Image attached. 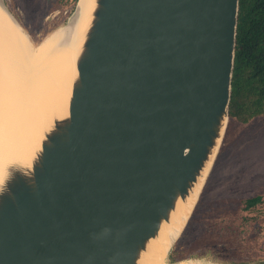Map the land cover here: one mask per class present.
<instances>
[{
  "label": "water",
  "instance_id": "obj_1",
  "mask_svg": "<svg viewBox=\"0 0 264 264\" xmlns=\"http://www.w3.org/2000/svg\"><path fill=\"white\" fill-rule=\"evenodd\" d=\"M86 2L67 100L5 147L0 264H140L222 143L239 0Z\"/></svg>",
  "mask_w": 264,
  "mask_h": 264
},
{
  "label": "rangeland",
  "instance_id": "obj_2",
  "mask_svg": "<svg viewBox=\"0 0 264 264\" xmlns=\"http://www.w3.org/2000/svg\"><path fill=\"white\" fill-rule=\"evenodd\" d=\"M28 34L33 47L70 17L71 0H3ZM260 195L258 205L243 211L245 240L233 229L224 232L221 218L242 213V201ZM235 224V222H233ZM227 231V230H226ZM192 260L203 264H264V115L248 122L229 118L222 143L187 223L166 259L167 264Z\"/></svg>",
  "mask_w": 264,
  "mask_h": 264
},
{
  "label": "bare ground",
  "instance_id": "obj_3",
  "mask_svg": "<svg viewBox=\"0 0 264 264\" xmlns=\"http://www.w3.org/2000/svg\"><path fill=\"white\" fill-rule=\"evenodd\" d=\"M88 10L89 2L85 0L75 24L55 29L33 47L16 18L0 5V163L8 142L30 146L39 138L52 113L67 100ZM196 194L163 226L140 264H167L170 244L195 205ZM175 264L203 263L181 260Z\"/></svg>",
  "mask_w": 264,
  "mask_h": 264
},
{
  "label": "trees",
  "instance_id": "obj_4",
  "mask_svg": "<svg viewBox=\"0 0 264 264\" xmlns=\"http://www.w3.org/2000/svg\"><path fill=\"white\" fill-rule=\"evenodd\" d=\"M259 115H264V0H239L229 118L248 122ZM262 199L256 195L243 200L238 221L221 218L224 232L233 229L238 233L237 238L230 237L233 244L245 241L249 224L243 211L258 205Z\"/></svg>",
  "mask_w": 264,
  "mask_h": 264
}]
</instances>
